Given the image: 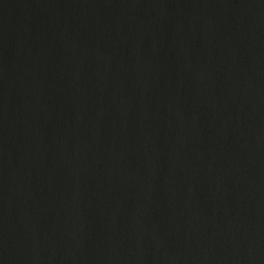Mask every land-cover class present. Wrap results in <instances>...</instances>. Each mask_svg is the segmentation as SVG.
Wrapping results in <instances>:
<instances>
[{
    "label": "water",
    "instance_id": "1",
    "mask_svg": "<svg viewBox=\"0 0 264 264\" xmlns=\"http://www.w3.org/2000/svg\"><path fill=\"white\" fill-rule=\"evenodd\" d=\"M0 264H264V0H0Z\"/></svg>",
    "mask_w": 264,
    "mask_h": 264
}]
</instances>
